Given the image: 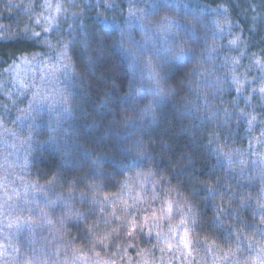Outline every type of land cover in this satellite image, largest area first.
<instances>
[{"label": "trees", "instance_id": "16d2710c", "mask_svg": "<svg viewBox=\"0 0 264 264\" xmlns=\"http://www.w3.org/2000/svg\"><path fill=\"white\" fill-rule=\"evenodd\" d=\"M26 2L30 8L22 12L15 0H0V28L7 33L0 38V132H24L23 138L9 140L8 149L0 148V203L18 206L16 215L25 217L40 248L45 236L42 252L55 262L142 264L141 250L162 246L156 235L160 225L149 222L130 234L122 220L142 223L171 196L182 203L183 197L192 199V170L178 166L194 155L199 161L194 171L218 188L215 203L221 196L225 203L218 228L211 221L217 212L212 201L196 198L195 211L206 226H191L189 246L207 238L214 257L225 253L239 264H261L264 252L257 254L264 243L256 225L262 215L254 205L264 204V0H59L62 10L53 31L30 19L40 12L42 0ZM132 13L138 15L137 26L129 20ZM152 24L167 25L165 40L152 36L150 41L143 33L141 26ZM24 31L41 33L39 40L19 35ZM61 50L67 57L56 88L61 105L51 115L13 87V73L22 67V57L51 62ZM77 50L88 59L78 61ZM85 63H91L89 71ZM157 88L172 102L157 108L153 122L143 119L138 106L145 107ZM138 144L147 149L141 158ZM87 184L100 185L95 192L101 200L126 197L130 207L117 208L112 216L110 202L89 201L87 206L110 223L93 216L79 227L75 220L61 224L65 207L58 204L53 211L44 197L67 196L71 189L75 198L69 203L83 211L80 193L91 196ZM225 186L248 197L247 205L239 209ZM41 211L53 217L52 229L35 220ZM85 223L98 225L96 235L107 234L103 244L94 242ZM182 234L183 226L177 227ZM197 251L188 254L190 264H197Z\"/></svg>", "mask_w": 264, "mask_h": 264}, {"label": "rangeland", "instance_id": "374dc122", "mask_svg": "<svg viewBox=\"0 0 264 264\" xmlns=\"http://www.w3.org/2000/svg\"><path fill=\"white\" fill-rule=\"evenodd\" d=\"M15 1L16 7L20 8L22 12L26 10L25 7L28 6V9L30 8L29 6L31 5V2L27 3L26 0ZM45 3L46 0H42L41 5L39 6L40 12L35 14L36 17L32 16L30 19H33L35 23L34 26L41 25V29H48V31H53L52 29H54L55 22L60 19L59 11H56L55 8V5L59 3V0H51V4L53 5L52 8L46 7ZM130 18L134 20V25L137 26L136 21H138V15L132 13L129 17V20ZM166 26V24L142 25L141 29L143 33L148 35V39L150 41L151 37L155 36L160 43L161 41L165 40L166 35H168V28ZM5 32V28H0V38L4 37L3 33ZM49 61L51 62H46L45 60L40 63H23L19 71L15 70V72L13 73L14 75L12 85L13 87L19 89L22 95H24V97H26L29 101L36 102V100L33 99L35 93H39L40 97H46V99L40 100V103L44 106V108H42L41 110L44 111L46 109L51 115H55L57 114L59 106L61 105L59 103L58 89L56 88L58 85V80L60 79V71L64 70L62 69L64 66V61L60 54L56 55L55 58ZM149 79L151 78L149 77ZM25 85H27V87H25ZM19 133L21 135L15 136L14 133L8 129L7 131L4 130L0 132V148L2 146H5V149H8L7 144L10 139L18 140L23 138L24 132ZM6 151L7 150H4V152ZM122 199L124 202L128 201L126 197H122ZM170 200L174 202L173 212L170 218L168 216H160V209L165 206L166 201L158 205V208L150 213L151 215L153 212H155L158 217L157 222L160 225L158 229L160 231L158 233H162V235L160 236V240L161 242L163 241V243L162 246L160 245L158 248L157 246L152 244V246L145 251H140L141 248H137L136 252L140 251L138 256L141 258L140 261L142 260V264H190L187 256L188 254L191 255L192 253H194L196 248L198 249L197 252H199L196 260L197 264H239V262H234L233 260L228 259V257H224L225 253H217L218 255L222 254L221 257H214L210 242L208 241V243L206 244L204 242V239L197 242V247L191 248L190 246H188L186 248L181 242V236L183 234L178 236L177 227L172 231H170V227L179 224L181 216L185 211H187V208H183L184 212L178 211L175 202L180 201L172 196ZM262 202H264V199H262ZM180 203L183 204L182 202ZM260 204L261 203H259L258 205L255 204L254 207L259 208L258 206ZM109 206L112 207L111 202L109 203ZM15 207L18 206L16 204L3 205L0 203V264H22L24 260L28 259L32 260V264H87V262L84 260L75 261L74 258H65L64 260L56 262L51 260L49 256L42 252V250L45 248V236H41L40 243L44 244H42L43 248H40V244L34 240L33 233L29 232V229H27V226L25 225V217L23 215L17 216ZM240 208L241 207H239V209ZM47 213L49 212L47 211ZM22 217L24 218L22 219ZM48 217L51 219V221H53V217ZM35 220L44 221L43 224H45V227L49 230L53 228V224L46 223L45 219L42 216L37 217V219ZM10 224L11 226H9ZM172 236H174L173 239L169 238ZM261 236L262 243H264V234H262ZM247 237L248 236H245V240H247ZM7 245L9 247L11 246L17 248L18 251H10L9 248H7ZM168 245H171V247H169ZM21 248L23 249L22 253L20 254L19 251H21ZM33 249H35L36 251L34 252ZM260 251L261 254H263L264 246L261 247L260 245V250H258L257 258L260 254Z\"/></svg>", "mask_w": 264, "mask_h": 264}, {"label": "snow or ice", "instance_id": "6c2138e0", "mask_svg": "<svg viewBox=\"0 0 264 264\" xmlns=\"http://www.w3.org/2000/svg\"><path fill=\"white\" fill-rule=\"evenodd\" d=\"M45 6L48 8H52L53 5L51 4V0H46ZM55 8H56V11L62 10L61 5L59 3L55 5ZM47 30L48 29H45V31ZM3 35H5V38H7L6 32L3 33ZM19 35H22L26 39H32L34 41H38L41 33H35V32L28 33L27 31H24V32L19 33ZM44 43L48 44L50 47H55V45H51L50 41H48L47 39H45ZM66 47L67 45L64 46V48ZM60 55L62 58H65V59L67 58L64 50H61ZM22 63H30V61L22 57ZM260 63L264 64V61H260ZM10 67H16V66L14 65ZM25 87H27V85H25ZM260 91L264 92V88H261ZM33 99L37 101V104H39L40 100L46 99V97H40L39 93H35L33 96ZM62 103L67 104V100L65 99L64 101H62ZM63 111L70 112V108L65 107ZM29 118L33 121L34 124L38 122L36 116H30ZM249 122L251 123V121ZM5 130L7 131V129ZM50 139L54 140V138L52 137H50ZM137 148L141 149V153L137 155L138 157H141V155H143L144 153V149L141 144H138ZM198 164H199V161L193 155L186 164H182L178 166L179 168H185V169H189L190 167L192 170L189 172L190 185L188 187L190 188V195L192 199H189L188 197H183V204H181L178 201L175 202L176 208L178 211H183V208L186 207L187 212H185L181 216V219L178 225L170 227V231L174 230V228L176 227L183 226V235L181 236V242L184 244L186 248L190 244L189 231H190L191 226H195V227H205L206 226L205 221L202 220L197 215V212L195 211L197 207V203H196L197 197H201V199L205 202L212 201L211 206L215 207L217 209V212L211 216V221L212 223L217 225L218 228L222 226V215H221L220 210L224 208V203H225L224 198L223 196H221L220 198L221 203H215L214 198L218 195V188L215 185L207 182L206 180L199 178L202 174L196 173L194 171L197 168ZM142 175H145V174H142V173L137 174L138 177ZM147 175H151V173H148ZM54 182H55L54 180L48 181L49 184H52ZM83 182L84 181L81 178L80 183H83ZM216 183L220 184L221 181L217 180ZM43 187H44L43 185L40 186L41 189H43ZM85 187L89 189L91 196H89V193L87 192L80 193L81 202L85 205V208L83 211L80 210L79 208H73L71 204L69 203L70 200L75 198V194L71 189L67 190V196H65L64 193L53 192L55 199H50L47 196L44 197L45 204L48 206V208L52 209L53 211H55L58 204L65 207L64 215L62 217H59L61 224H63L65 220H75L77 221V227H79V224L81 222L87 221L90 217L97 216L96 208L94 206L93 207L87 206L89 204V201H91L92 205L107 204L111 202L113 205L112 216H115V210L117 208L127 209L128 207H130L126 202L123 201L121 196L110 198L108 195H105L103 199L101 200L99 198V195L95 192V189L100 187V185L87 184L85 185ZM225 187L229 188L230 197L232 199L237 200L239 207H244L247 205V203L249 202L248 197H240L239 193L230 189V186H225ZM123 188H124V185L121 186V192H123ZM169 191H175V189H169ZM153 198L155 199V196ZM232 199H229L227 201V205L229 209L232 208ZM134 201H135V198H134ZM173 203L174 202L171 200L165 202V206L160 209L161 217L163 216H168L169 218L171 217L172 212H173ZM258 207L261 210L262 219L260 220L259 224H257L256 226L258 230L262 234H264V228L260 227V225H264V204H260ZM103 211L104 209L101 208L100 209L101 214L103 213ZM41 215L45 219L46 223H49V224L52 223L51 219L48 217V214L46 212L41 211ZM100 219H103L105 224L110 223V220L108 218L103 217L102 215L97 216V220H100ZM116 219H121V218L116 217ZM157 219L158 217L156 213L153 212L151 215H145L142 223L137 220H126V219L122 220V222L126 224V226L129 228V233L131 234L132 232H135L138 228L141 231H143V229L149 224V222H155ZM9 226H11V224ZM84 227L89 233V235L92 236L95 243L103 244L105 242V239L107 238V234L104 236H98L95 234L96 231L98 230V225L96 223H92V224L85 223ZM113 231H115V229H113ZM148 235L149 236L151 235V228H149L148 230ZM156 235H157V238H159L162 235V233H157ZM235 238L239 240V236H236ZM204 242L206 244L208 243L207 238H205ZM168 246L171 247V245H168ZM22 264H32V260L31 259L24 260ZM261 264H264V261H262Z\"/></svg>", "mask_w": 264, "mask_h": 264}, {"label": "clouds", "instance_id": "9594fccd", "mask_svg": "<svg viewBox=\"0 0 264 264\" xmlns=\"http://www.w3.org/2000/svg\"><path fill=\"white\" fill-rule=\"evenodd\" d=\"M77 59L78 61H85L88 59V57L86 55H81L79 50H77ZM91 66H92L91 63L84 64V68L86 71H89L91 69ZM168 102H172V101L169 97H166V95L164 94V90L161 88H157L153 90V98L148 101V104L145 107L138 106V111L144 114L143 119L145 118V115H146L149 120L154 122L157 117V108L165 105ZM173 106H175L174 103H173ZM183 119H184V116L181 115V123ZM184 130L188 131L186 127H184ZM144 152L145 154L147 153L146 148H144ZM138 158H141V157H138Z\"/></svg>", "mask_w": 264, "mask_h": 264}]
</instances>
